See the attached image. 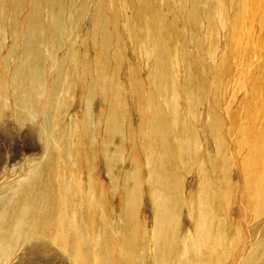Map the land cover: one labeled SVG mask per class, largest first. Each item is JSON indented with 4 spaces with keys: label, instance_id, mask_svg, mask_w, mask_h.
<instances>
[{
    "label": "bare ground",
    "instance_id": "1",
    "mask_svg": "<svg viewBox=\"0 0 264 264\" xmlns=\"http://www.w3.org/2000/svg\"><path fill=\"white\" fill-rule=\"evenodd\" d=\"M7 1L0 0V39ZM175 1L180 9L188 6L191 11L184 26L194 30L207 16V21H214L215 11H195L205 0ZM233 1L221 0L222 15ZM90 2L85 0L79 11L84 12ZM235 3L240 10L231 20L234 44L211 73L210 86L216 93L205 119L199 106L206 81L198 79L199 67L185 53L183 38L188 34L184 30L182 36L175 31L168 36L157 34L153 0H142L123 31L138 43L133 56L142 54L144 63L158 43L169 46L172 58L168 61L160 54L153 63L148 92L130 64L122 63L125 50L117 39L125 34L117 16L108 12V0L95 6L88 35L77 48L72 30L64 23L65 0H50L47 52L66 48L67 55L57 60L50 73L41 60L37 65L28 57L21 69L10 66L8 87L0 81V109L15 108L16 121L22 126L29 123L31 132L47 141L44 155L28 163L21 179L0 188V264H9L19 245L26 251H43L50 242L77 264H90L94 253L101 255L102 264H116L108 233L98 232L100 224L115 216L124 219L125 229H131L123 240L125 256H134L140 244L147 242L154 264H168L176 246L194 252L178 256L173 264H238L240 258V264H259L264 230L257 245L248 248L245 228L248 217L264 215V54L250 87L244 84L243 69L250 56L260 52L258 46H251V37L253 30L263 27L264 0ZM40 11L25 17L26 26L33 21L37 27ZM213 36L210 30L199 39L192 31L188 40L212 53L209 40ZM2 50L0 44V61ZM234 74L239 79L230 82ZM181 78L184 86L178 83ZM130 86L134 95L127 93ZM146 99L150 112L164 126L154 133L147 151L145 131L135 136L138 152L129 176L120 143L129 129L131 108L139 111ZM175 100H181V105ZM178 131L184 132L182 138ZM176 168L179 177L172 176ZM210 169L217 175L211 187ZM187 179L195 182L199 192L192 190ZM216 185L221 187L218 204L210 199ZM224 206L229 213L216 214ZM146 230L149 239L144 238ZM205 250L208 256L202 255Z\"/></svg>",
    "mask_w": 264,
    "mask_h": 264
},
{
    "label": "rangeland",
    "instance_id": "2",
    "mask_svg": "<svg viewBox=\"0 0 264 264\" xmlns=\"http://www.w3.org/2000/svg\"><path fill=\"white\" fill-rule=\"evenodd\" d=\"M85 0H65V25L67 29L72 30L73 39L75 41L74 47L77 48L80 46L81 42L86 39L88 35V24L89 20L94 16V8L98 3H101L103 0H91V2L86 6L84 12H80L79 9L82 7V4ZM110 4V9L108 12H113L119 19L121 29L123 32L126 30L128 24H131L134 16L139 12L142 4V0H108ZM235 0L230 2L225 7V12L222 15V10L219 9L221 6V0H205L202 4L200 3L199 7L195 10L200 12L205 10L206 12L215 11L214 21H207L208 16L201 21H198L196 28H188L184 26L187 17L191 14L189 7L186 6L183 9H180L178 1L175 0H153V5L157 11L154 20V29L157 34L168 36L172 34V31H175L176 35L182 36V31L184 30L186 38H183L185 53L186 55L199 67L200 76L199 80H205V88L203 89L201 95V105L199 106L200 113L208 118L212 112L211 100L215 95L214 86H210L212 83L210 76L212 71L219 65H221L224 55L228 48H230L234 43L232 41L231 32V20L237 9L235 6ZM50 0H8L5 7H7V16L4 24V33L1 35L0 44L3 48L2 58L3 61H0V81L7 82L11 81L9 76L12 74L10 66L16 67L17 70L21 69L20 66L22 63L31 57L37 62V65H40V60L43 64L48 67L50 71L56 69L58 64L57 60L61 59L63 56L67 55V49L61 48L59 51L53 50L52 53L47 52L48 45V33L50 27V21L48 17L50 14ZM4 7V9H5ZM15 8V10H14ZM224 8V7H223ZM40 11L39 15L41 19L36 23L32 21V24L26 26L28 21H25V17L34 11ZM221 12V13H220ZM43 13V14H42ZM43 15V17H42ZM177 15V16H176ZM178 15L180 18H178ZM52 17V16H51ZM13 19V20H12ZM70 19L72 23L70 24ZM69 23V24H68ZM36 27V29H34ZM214 33V36L209 40V46L212 48L208 53L203 46L198 47L189 41V37L193 32H196L197 35L202 39L207 37L209 31ZM35 31V33H34ZM124 33V32H123ZM125 34V33H124ZM118 41L122 44V49L125 50L124 59L122 63L124 65L130 64L133 74H137L141 78V87L145 92H148L151 87V81L149 78V72L153 63L157 58L162 54V57L165 60H171L172 54L169 49V46L165 43H158L152 52L147 63H144V57L142 54L138 56L134 55V50L137 47V42L133 39V36L130 38L118 37ZM69 42V40L67 41ZM66 42V43H67ZM70 46V42L69 45ZM103 48L108 49V45L105 43L102 45ZM251 46H258L260 52L258 54L251 55L249 61L246 63L243 69V75L245 83L248 87L252 86L254 81V76L261 70L260 65L263 60L264 54V22L263 27L260 31L255 32L253 30V35L251 37ZM13 48V49H12ZM117 52H120L119 48L116 49ZM41 51V55H40ZM11 54H10V53ZM30 55V56H29ZM140 55V56H139ZM45 60V61H44ZM50 61V62H49ZM56 62V63H55ZM9 67V68H8ZM239 67V66H237ZM53 70V71H54ZM239 69L236 70L238 72ZM114 72V66L110 68L108 75H112ZM239 76L234 74L230 77V82L238 81ZM180 86H184V79L178 81ZM3 89V93H4ZM10 95L15 96V91H9ZM128 95L133 94V87H128ZM264 94V92H263ZM242 98H239L241 101ZM242 102V101H241ZM177 105H181V100H175ZM228 105V104H227ZM14 107V106H13ZM229 106H226L228 108ZM151 111V104L149 99H146L142 105V109L137 111L135 107L131 108V114L128 117L129 119V129L124 134L125 137L120 143V150L122 153V164L124 165L129 176L132 175L133 169L136 162V139L135 137L140 131H145L146 143L145 150L147 151L154 141V133L158 130H162L164 122L162 119H155L153 112ZM16 109L8 106L5 109H0V188L4 185H9L11 183H16L25 173L26 167L31 160L41 158L45 153V145L47 146V141L41 138L39 135H36V132H31V127L29 123L19 124L16 121ZM224 113H222V117ZM225 119L228 122V116L225 115ZM256 132H260L257 130ZM178 137L182 138L184 136L183 131L177 132ZM149 136V138H148ZM181 145V143H180ZM206 142L203 143V147H207ZM244 151L241 153L243 154ZM179 169H174L172 171V176L179 177ZM216 173L214 169L209 171L208 185L211 187V182L216 179ZM188 183L194 186L193 191L196 190L197 186L195 182L187 179ZM130 194V192L128 193ZM221 187L216 185V188L213 189L210 194V199L212 202L218 204L221 202ZM157 196L152 198V202L157 201ZM129 203V199L127 200ZM152 208H150L151 211ZM153 208L152 210H154ZM159 209H161L159 205ZM229 210L222 207L216 214L219 216L228 214ZM171 214V211H170ZM124 219L114 218L107 220L106 223H102L98 226L99 233H108L110 237V244L113 247V259L116 264H134L135 261L138 264H154V259L151 253L147 250L149 244L146 242L140 244L137 253L134 256H125L123 249V240L125 235L129 234L131 231L130 228L126 227L125 229ZM246 231L248 234L247 247H255L263 234L264 230V215L253 218L248 217L246 220ZM145 239H149L150 233L148 230L145 231ZM99 235L97 236V241L95 240V249L98 248ZM142 241V240H141ZM154 244V242H153ZM212 246V244H210ZM26 248V247H25ZM23 246H18L16 252L10 261L9 264H77L71 256L64 251H61L58 245L55 242H50L48 246L43 248V251L40 249H34L32 251H26ZM153 250V249H152ZM194 252L190 250H181L179 246H176L175 250L168 256V264H173L175 259L178 256H189V253ZM209 252L205 250L202 255L208 256ZM243 258H240L239 263L242 262ZM90 264H102L103 259L101 255L94 253L92 257H89ZM264 262V255L259 257V264ZM231 264V263H230ZM237 264V261H236Z\"/></svg>",
    "mask_w": 264,
    "mask_h": 264
}]
</instances>
